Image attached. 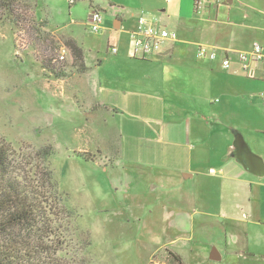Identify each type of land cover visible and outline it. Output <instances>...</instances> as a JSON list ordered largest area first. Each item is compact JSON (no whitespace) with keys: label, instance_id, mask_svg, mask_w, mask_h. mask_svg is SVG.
Instances as JSON below:
<instances>
[{"label":"rangeland","instance_id":"obj_1","mask_svg":"<svg viewBox=\"0 0 264 264\" xmlns=\"http://www.w3.org/2000/svg\"><path fill=\"white\" fill-rule=\"evenodd\" d=\"M26 3L32 19L26 33L9 22L0 23V137L36 174L43 176L42 167H47L55 185L49 187V195L59 209L70 257L77 264H169L168 253L173 252L183 264H215L198 257L211 236L197 233L196 196L191 212L185 206L187 195L198 185L192 191V184L181 180L183 173L175 172L162 189L154 188L168 175L159 170L168 169L158 166L149 154H138L132 162L124 158L128 146L143 149L151 140L162 147L156 137L135 131L138 122L132 120L150 122L149 117L141 115L143 108L138 115L112 112L132 92L145 103L160 92L164 102L183 116L194 111L208 116L210 123L215 120L211 114L217 105L210 110L213 103L208 97L202 102L185 98L201 96L189 73L197 64H188L185 55L165 65L144 63L134 56L130 37L143 18L178 39L176 25L200 16L193 1L76 0L69 5L67 0H20L16 8L23 9ZM94 8L103 19L97 32L91 29ZM120 19L122 28H116ZM70 39L82 46L84 74H73ZM112 47L117 53L111 52ZM44 58L61 69L62 76L56 79L55 72L43 68ZM252 99L264 103L260 94ZM244 113L254 116L257 111L244 109ZM48 146L53 155L43 162L35 159L34 153ZM209 169L220 171V166L210 159L203 172ZM208 204L216 207L217 196L206 199L203 207ZM185 214L195 223L190 236L189 228L174 227ZM177 246L195 249L192 254L182 250L185 256H181Z\"/></svg>","mask_w":264,"mask_h":264},{"label":"crops","instance_id":"obj_2","mask_svg":"<svg viewBox=\"0 0 264 264\" xmlns=\"http://www.w3.org/2000/svg\"><path fill=\"white\" fill-rule=\"evenodd\" d=\"M199 15L185 23L179 22L175 26L179 31L178 39L167 42L159 53L141 61H158L165 65L185 55L188 64H197L189 73L194 76L196 85L199 84L201 96H197V100H191L190 94L185 98L189 102H202L208 97L213 103L210 110L217 105L211 114L215 120L210 123L208 116H199L194 111L183 116L172 104L164 102L160 92L153 93L154 98L146 103L137 92H132L125 95L120 108H113L112 112L138 115L143 108L141 115L149 117L150 122L132 120L138 122L135 131L142 136L156 137L162 147H155L151 140L143 149L128 146L124 158L132 162L138 154H149L158 166L168 169L159 170L168 175L156 182L154 188L162 189L175 172L183 173L180 178L187 182L184 185L192 184V191L198 185L194 193L187 195L189 202L185 200V206L188 211L193 210L195 195L197 233L211 236L198 253L201 262L264 264V176L252 175L233 156V142L239 134L252 153L264 162V103L256 104L252 99L255 95L264 96V61L251 63L253 67L248 71H242L238 62V54L249 53L254 43L261 45L264 56V0H210ZM115 24L116 28H122L123 22L120 19ZM199 45L216 49L217 60L197 58ZM222 56L230 60L228 70L221 66ZM244 109L255 110L257 114L248 115ZM210 159L220 166V171L209 169L214 172L205 174L203 168ZM212 195L217 196L218 205L203 207ZM180 218L174 222V227L189 228L190 236L194 221L189 222L186 214ZM174 248L181 256H185L182 250L192 254L195 249ZM211 256L217 260H211Z\"/></svg>","mask_w":264,"mask_h":264},{"label":"trees","instance_id":"obj_3","mask_svg":"<svg viewBox=\"0 0 264 264\" xmlns=\"http://www.w3.org/2000/svg\"><path fill=\"white\" fill-rule=\"evenodd\" d=\"M18 1L0 0V23L9 22L26 33L32 19L27 3L23 9H17ZM41 24L44 27L45 22ZM67 47L75 60L73 74H84L87 67L82 46L70 39ZM44 60L43 68L55 72L56 79L62 76L61 69L47 64L49 59ZM59 60L62 62L64 58L59 57ZM34 154L35 159L43 162L53 155V149L48 146ZM34 171L30 163L0 137V264H77L70 257V243L60 222L59 209L49 195V187L55 186L51 174L47 167H42L43 176ZM168 256L169 264H183L173 252Z\"/></svg>","mask_w":264,"mask_h":264},{"label":"built area","instance_id":"obj_4","mask_svg":"<svg viewBox=\"0 0 264 264\" xmlns=\"http://www.w3.org/2000/svg\"><path fill=\"white\" fill-rule=\"evenodd\" d=\"M210 0H193L194 9L198 14H202ZM69 5L75 3V0H67ZM90 16L91 29L93 32L100 30L103 19L100 12L97 9H92ZM139 28L137 32L130 33L131 40L134 45V56L139 58H145L158 52L162 46L169 41H176L177 35L170 33L160 27H154L149 24L146 19H139ZM63 55L60 59L64 58L66 51L63 50ZM111 52L117 53V49L112 47ZM196 57L201 59H207L209 61H215L218 58V51L214 48H209L204 45H199L196 49ZM238 61L242 71H248L251 63H258L264 61L262 54V48L259 43H254L249 53H239ZM221 66L223 69L228 70L231 67L230 60L226 56L221 58ZM213 173V170H210Z\"/></svg>","mask_w":264,"mask_h":264},{"label":"water","instance_id":"obj_5","mask_svg":"<svg viewBox=\"0 0 264 264\" xmlns=\"http://www.w3.org/2000/svg\"><path fill=\"white\" fill-rule=\"evenodd\" d=\"M233 146L235 148L234 158L252 175L256 177L264 176V162L263 160L252 153L248 145L245 143L241 135L235 136ZM211 260H217L211 256Z\"/></svg>","mask_w":264,"mask_h":264}]
</instances>
